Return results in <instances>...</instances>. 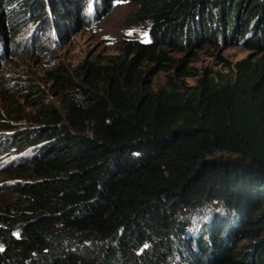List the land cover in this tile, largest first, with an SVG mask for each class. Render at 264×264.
<instances>
[{"label":"trees","instance_id":"obj_1","mask_svg":"<svg viewBox=\"0 0 264 264\" xmlns=\"http://www.w3.org/2000/svg\"><path fill=\"white\" fill-rule=\"evenodd\" d=\"M100 2L135 4L125 22L150 40L48 71L57 101L0 138L15 152L0 264H264V0ZM96 3L0 0V38L16 49L29 21L78 32ZM222 45L250 54L185 82ZM159 71L175 76L156 90Z\"/></svg>","mask_w":264,"mask_h":264},{"label":"rangeland","instance_id":"obj_2","mask_svg":"<svg viewBox=\"0 0 264 264\" xmlns=\"http://www.w3.org/2000/svg\"><path fill=\"white\" fill-rule=\"evenodd\" d=\"M90 1L96 3V0ZM134 9L133 3L117 2L106 12L102 2L96 3L90 10L87 27L78 32L72 28L61 33L57 27H51L42 35L45 26L39 28L29 21L16 38V49L0 38V138L11 131L28 128L41 102L57 101V89L48 78V71L63 64L73 72L84 61L104 64L119 55L126 41H149V26H129L125 22ZM249 54L240 45H222L218 49L206 46L198 50L189 64L190 72L198 76L186 78L185 82L195 85L206 72L216 77L231 76L229 65ZM170 55L174 60L190 59L187 53ZM172 72H157L153 77L154 88H165L168 76H175ZM13 158L15 152L10 142H0V202L7 196L2 185L9 180L4 169Z\"/></svg>","mask_w":264,"mask_h":264}]
</instances>
